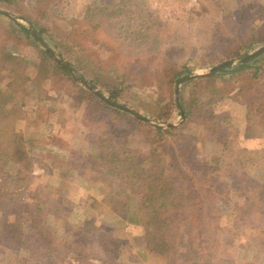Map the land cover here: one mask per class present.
Listing matches in <instances>:
<instances>
[{"label": "rangeland", "instance_id": "obj_1", "mask_svg": "<svg viewBox=\"0 0 264 264\" xmlns=\"http://www.w3.org/2000/svg\"><path fill=\"white\" fill-rule=\"evenodd\" d=\"M0 10L12 11L11 17L29 28L17 11L40 18L61 36L69 33L94 50L108 78L125 72L131 84L124 86L120 98L139 109L148 123L159 125L167 123L157 120L161 109L153 98L170 97L173 90L166 82V67L194 65L188 77L207 73L220 64L206 66L222 57V44L228 49L241 44L250 26H263L264 32V0H0ZM8 22L0 16V264L44 261L45 242L56 252L68 251L72 256L79 243L70 246L71 241L85 238L94 244L89 250L93 263L105 264L106 259L111 264L113 259L103 249L107 235L123 242L118 264H264V137H250L260 135L261 129L246 128L244 103L224 100L220 108L227 111L228 120L219 132L212 120L188 122L182 131L197 136V153L203 161L220 155L224 147L220 140L226 141L220 172L230 182L244 173L255 193L251 216L242 208V227L235 234L231 229L235 214L229 204L218 232L227 239L204 261L174 252L150 253L138 239L141 216L134 211L120 215L102 204L91 207L94 197L99 200L118 182L86 168L100 151L108 164L119 163L118 158L122 161L120 155L113 158L121 148L116 138L121 133L131 139L136 155L149 151L151 139L144 124H134L130 116L107 109L106 114L91 118L95 108L90 115L89 100L77 97L76 79L42 68L39 49L22 33H7ZM43 37L47 45L56 47L46 34ZM262 43L250 48L251 53L264 47ZM3 50L15 58L9 60ZM181 83L177 81L175 89ZM198 99L204 100V93ZM182 120L177 114L173 124L178 126ZM68 159L76 160L77 166L70 168ZM183 161L190 173L196 171L190 159ZM107 162H100L101 167ZM259 238L263 241L256 245ZM62 259L56 264H78Z\"/></svg>", "mask_w": 264, "mask_h": 264}, {"label": "trees", "instance_id": "obj_2", "mask_svg": "<svg viewBox=\"0 0 264 264\" xmlns=\"http://www.w3.org/2000/svg\"><path fill=\"white\" fill-rule=\"evenodd\" d=\"M122 4L123 2L119 3L120 6ZM10 13V10H0V16L9 20L6 32L22 33L30 38L31 43L42 54V68L48 67L53 72L61 73L63 78L76 79L80 84L77 97L89 100L87 110L91 111L90 115L95 108L91 118H95L97 114H106L104 109L125 117L130 116L132 123L144 124L148 132L147 138L151 139L149 151L136 155L137 151L129 144L131 139H124L125 135L121 133L116 137L121 148L117 153H113V158L120 155L123 157L122 161L118 158L116 163H119L108 164L104 151H100L95 162L86 166L91 172L102 174V178L109 176L106 177L109 182H118L117 187H109L99 200L94 197L91 207L102 204L120 215L132 211L137 213L142 217V233L138 236L140 244L148 252L157 255L174 252L176 255L194 256L203 261L212 256L221 248V241L227 239L218 236V232L223 229V220L228 215L225 210L229 204L235 214L232 217L231 229L235 234L241 230L240 220L244 215L240 212L242 208L244 211L247 209L246 213L251 216L249 211L253 207L255 193L244 173H241L240 178L235 176L232 182L221 174L220 158L224 154L226 141L220 140L224 146L220 155H213L209 160L203 161L197 153V136L183 133L182 128L188 122L212 120L216 131L219 132L220 128L225 126L223 121L228 120L227 111L220 106L225 99L231 98L246 105L249 119L246 128L261 129L260 135L250 137H264V49L247 57L252 52L250 48L255 44L262 41L264 46V32L261 31L263 26H250V29H245L247 34L236 47L233 45L228 49L226 44H222L221 52L224 55L222 54L216 62L211 59L206 66L220 64L207 73L188 77L194 71V65L184 64L181 68L165 66L166 82L173 90L170 97L153 98L161 109L157 120L167 123L159 125L148 123L139 109H132L121 99V90L126 84H131L128 79L130 77L125 72H118L115 77L109 76V79L104 72L106 69L103 68V61L97 58L93 49H89L81 41L74 40L69 33L61 36L51 31L48 25L42 24L40 18L17 11L20 17L30 23V29L11 17ZM45 34L55 42V48L47 45L43 37ZM235 38L237 36L232 40L235 41ZM3 55L10 58L9 60L15 58L7 50H3ZM234 59L239 61L233 63ZM105 76L109 81H105ZM181 79V86L175 89V83ZM219 81L222 82L221 85L218 84ZM93 88H98V91ZM201 93H204V100L198 99ZM181 111L184 112V117L181 124L176 126L173 124V117L180 115ZM222 114L225 115L224 118L221 117ZM129 134L126 133V136ZM120 139H123L124 145ZM104 159L107 163L101 167ZM189 159L196 170L193 173L187 170L183 161ZM68 160L71 163L70 168L77 166L76 160ZM236 197H240L242 201L234 199ZM178 237L184 238L185 242L179 243ZM102 240L104 251L111 260L113 259L111 264H118L123 242L119 237L111 235ZM262 241L263 239L259 238L255 243L257 245ZM71 243L73 245L70 246L79 243L72 256L68 255V251L56 252L51 244L43 243L47 256L37 264H56L61 258L62 261L74 260L78 264H94L89 254L94 244H90L87 238L83 242L75 239ZM104 262L108 264L106 259Z\"/></svg>", "mask_w": 264, "mask_h": 264}, {"label": "water", "instance_id": "obj_3", "mask_svg": "<svg viewBox=\"0 0 264 264\" xmlns=\"http://www.w3.org/2000/svg\"><path fill=\"white\" fill-rule=\"evenodd\" d=\"M263 49H264V47L260 48L259 50H257V51L254 52V53L249 54L247 57L252 56L253 54H255V53H257V52H260V51H262ZM213 68H215V67H212L211 69H213ZM181 80H182V79H181ZM181 116L184 117V112H183V111H181Z\"/></svg>", "mask_w": 264, "mask_h": 264}]
</instances>
